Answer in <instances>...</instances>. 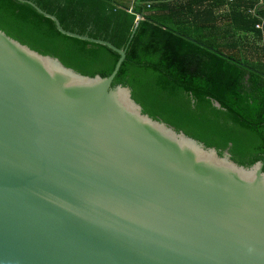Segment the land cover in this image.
Listing matches in <instances>:
<instances>
[{
    "label": "water",
    "instance_id": "1",
    "mask_svg": "<svg viewBox=\"0 0 264 264\" xmlns=\"http://www.w3.org/2000/svg\"><path fill=\"white\" fill-rule=\"evenodd\" d=\"M0 31V264H264L263 164L143 113ZM215 107H219L214 102Z\"/></svg>",
    "mask_w": 264,
    "mask_h": 264
},
{
    "label": "trees",
    "instance_id": "2",
    "mask_svg": "<svg viewBox=\"0 0 264 264\" xmlns=\"http://www.w3.org/2000/svg\"><path fill=\"white\" fill-rule=\"evenodd\" d=\"M28 2L65 30L125 51L113 86L129 87L144 114L264 171V0H0V31L12 40L109 77L117 54L63 35Z\"/></svg>",
    "mask_w": 264,
    "mask_h": 264
},
{
    "label": "built area",
    "instance_id": "3",
    "mask_svg": "<svg viewBox=\"0 0 264 264\" xmlns=\"http://www.w3.org/2000/svg\"><path fill=\"white\" fill-rule=\"evenodd\" d=\"M231 2H232V0H231ZM257 27H260V26H257Z\"/></svg>",
    "mask_w": 264,
    "mask_h": 264
}]
</instances>
